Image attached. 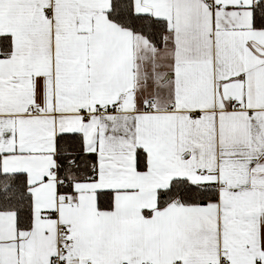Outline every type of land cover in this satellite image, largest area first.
<instances>
[{
	"label": "snow or ice",
	"instance_id": "1",
	"mask_svg": "<svg viewBox=\"0 0 264 264\" xmlns=\"http://www.w3.org/2000/svg\"><path fill=\"white\" fill-rule=\"evenodd\" d=\"M0 264H264V0H0Z\"/></svg>",
	"mask_w": 264,
	"mask_h": 264
}]
</instances>
